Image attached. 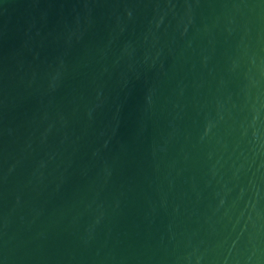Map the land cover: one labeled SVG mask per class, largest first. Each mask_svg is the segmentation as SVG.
I'll use <instances>...</instances> for the list:
<instances>
[{
  "label": "water",
  "instance_id": "water-1",
  "mask_svg": "<svg viewBox=\"0 0 264 264\" xmlns=\"http://www.w3.org/2000/svg\"><path fill=\"white\" fill-rule=\"evenodd\" d=\"M0 264H264V0H0Z\"/></svg>",
  "mask_w": 264,
  "mask_h": 264
}]
</instances>
